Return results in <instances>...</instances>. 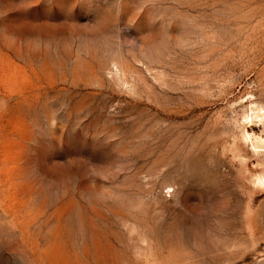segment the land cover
Wrapping results in <instances>:
<instances>
[{
	"label": "rangeland",
	"instance_id": "rangeland-1",
	"mask_svg": "<svg viewBox=\"0 0 264 264\" xmlns=\"http://www.w3.org/2000/svg\"><path fill=\"white\" fill-rule=\"evenodd\" d=\"M264 0H0V264H264Z\"/></svg>",
	"mask_w": 264,
	"mask_h": 264
},
{
	"label": "bare ground",
	"instance_id": "bare-ground-1",
	"mask_svg": "<svg viewBox=\"0 0 264 264\" xmlns=\"http://www.w3.org/2000/svg\"><path fill=\"white\" fill-rule=\"evenodd\" d=\"M263 143V142H262ZM264 144V143H263Z\"/></svg>",
	"mask_w": 264,
	"mask_h": 264
}]
</instances>
